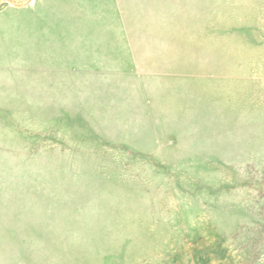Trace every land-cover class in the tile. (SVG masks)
Here are the masks:
<instances>
[{"label":"rangeland","instance_id":"1","mask_svg":"<svg viewBox=\"0 0 264 264\" xmlns=\"http://www.w3.org/2000/svg\"><path fill=\"white\" fill-rule=\"evenodd\" d=\"M0 264H264V0H0Z\"/></svg>","mask_w":264,"mask_h":264}]
</instances>
